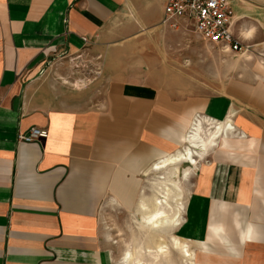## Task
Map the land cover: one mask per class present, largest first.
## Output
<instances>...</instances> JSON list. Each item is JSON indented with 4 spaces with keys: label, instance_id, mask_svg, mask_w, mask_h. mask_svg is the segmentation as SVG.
Listing matches in <instances>:
<instances>
[{
    "label": "crops",
    "instance_id": "obj_1",
    "mask_svg": "<svg viewBox=\"0 0 264 264\" xmlns=\"http://www.w3.org/2000/svg\"><path fill=\"white\" fill-rule=\"evenodd\" d=\"M164 1L0 0V264H111L104 215L146 208L153 166L194 131L195 164L159 171L182 176L172 231L211 245L206 264H264V0H232L248 50L216 94L166 65L187 31L160 26ZM63 54L101 58L100 90L52 83ZM31 127L45 137L18 141Z\"/></svg>",
    "mask_w": 264,
    "mask_h": 264
},
{
    "label": "rangeland",
    "instance_id": "obj_2",
    "mask_svg": "<svg viewBox=\"0 0 264 264\" xmlns=\"http://www.w3.org/2000/svg\"><path fill=\"white\" fill-rule=\"evenodd\" d=\"M234 8V4H231V9ZM149 40L147 38L146 43H149ZM175 42L177 43L168 48V50L164 51L162 49L161 51L162 57L167 61L166 65L173 67V69L175 68L178 74L187 80L188 86L194 91H200L204 94L222 92L224 88L221 87L222 84L220 83L231 75L235 54L224 53L219 48L201 41L196 35L188 31L183 40L178 41L173 38L171 43ZM150 49L152 48L149 46L148 50ZM66 56L63 54L61 57ZM74 56L76 55L71 57ZM71 57H66L63 60L66 63L62 65L54 63L53 59L52 66L46 73L47 78L52 80L54 84L74 90L84 89L90 84H98L96 90L99 91L100 81L98 76L101 73L102 66L97 63H99L101 58L93 60L95 57L91 59L82 56L81 60L77 59L71 62L68 60ZM175 58L178 59V62L171 66V60H175ZM186 163L190 164L189 161ZM185 166L186 164L179 165V170ZM185 170L189 169H184L183 174ZM159 171L161 170H156L155 173L158 174H152L147 179L148 184H150L144 192V197L148 200H143L146 208L143 209L142 207L139 211L133 208L129 211L109 209L104 215L101 221V228L108 239V254L111 264H194L193 257L196 254L198 258L202 257L198 252L200 246L197 243L188 242V251L191 254V259L187 261L182 257V253L172 246V238L176 237V234L172 231L173 227L162 230L150 227L146 222L145 216L154 198L162 199L164 197L162 193L165 179L175 182L180 189L181 198L178 202L180 211L182 209V183L179 184L178 180L182 177L181 174H178L177 178L178 170L175 167L169 170L168 173H159ZM162 202L165 203V199ZM160 238L164 239L167 244L166 260L158 257L159 252L155 249L154 244ZM136 257H139V262L136 261Z\"/></svg>",
    "mask_w": 264,
    "mask_h": 264
},
{
    "label": "built area",
    "instance_id": "obj_3",
    "mask_svg": "<svg viewBox=\"0 0 264 264\" xmlns=\"http://www.w3.org/2000/svg\"><path fill=\"white\" fill-rule=\"evenodd\" d=\"M231 2L232 0H165L159 24L171 30L186 29L224 53L241 54L248 47L242 46L238 37L233 35ZM45 135L44 129L31 127L26 135L18 136V141L31 143Z\"/></svg>",
    "mask_w": 264,
    "mask_h": 264
},
{
    "label": "bare ground",
    "instance_id": "obj_4",
    "mask_svg": "<svg viewBox=\"0 0 264 264\" xmlns=\"http://www.w3.org/2000/svg\"><path fill=\"white\" fill-rule=\"evenodd\" d=\"M218 130L214 129V132H212L207 137V146H210V143H213L214 137L217 135ZM191 136L188 137V141L191 144L194 149L199 148V144L201 143L198 139L197 131L191 132ZM185 148L183 151L177 152L168 158L164 159L160 163H156L153 168L155 170H160L164 168L166 165H172L176 164L178 161L182 162L189 161L191 164H195L194 157H193V149ZM204 150V149H203ZM189 170H185L184 176L187 177ZM164 188L162 195L164 196L162 199L160 198H154L153 203L147 210V215L145 216L146 222L149 224L150 227L158 228V229H168L175 227L177 224V217L178 213L180 211V204L178 200L181 198L180 189L177 187V184L171 180H164L163 182ZM172 186V187H171ZM165 199V203L162 202V200ZM197 245L200 246L198 252L201 254V258L197 257V254L193 257L194 264H206L202 262L204 258L207 257L208 252L211 250V245L205 242H196ZM188 242L182 241L177 239L176 237L172 238V246L175 247L176 250H178L180 253H182V257L186 259L187 261L191 259V254L188 251ZM155 249L157 252H159L158 257L167 258V244L164 239H158L157 242H155ZM196 245V244H195ZM211 246V247H210ZM136 261L139 262V257H136ZM151 264V263H148Z\"/></svg>",
    "mask_w": 264,
    "mask_h": 264
}]
</instances>
